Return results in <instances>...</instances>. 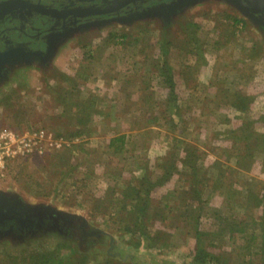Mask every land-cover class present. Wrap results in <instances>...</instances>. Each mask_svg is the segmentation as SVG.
Listing matches in <instances>:
<instances>
[{
	"label": "rangeland",
	"instance_id": "obj_1",
	"mask_svg": "<svg viewBox=\"0 0 264 264\" xmlns=\"http://www.w3.org/2000/svg\"><path fill=\"white\" fill-rule=\"evenodd\" d=\"M168 3L170 13L154 6L157 17L65 30L48 67L9 49L17 65L0 83V127L46 134L43 152L14 159L0 178V264L77 251L86 264H200L197 229L226 264H264V204L255 199L264 149L245 161L232 152L247 121L264 133V16L237 0ZM191 31L205 63L186 51ZM165 32L175 42L166 50ZM138 193L148 208L133 207ZM145 211L157 240L144 233ZM230 222L249 223L248 232L231 237Z\"/></svg>",
	"mask_w": 264,
	"mask_h": 264
},
{
	"label": "flooded vegetation",
	"instance_id": "obj_2",
	"mask_svg": "<svg viewBox=\"0 0 264 264\" xmlns=\"http://www.w3.org/2000/svg\"><path fill=\"white\" fill-rule=\"evenodd\" d=\"M121 1L123 0H0V52L14 49L22 56L48 67L52 60L47 57V53H52L59 35L65 30L98 19L128 16L133 11L158 3V0H136L125 5L119 12L112 13L80 12L68 16L58 13L84 6L107 7ZM80 33L81 30L76 34ZM11 69L9 65L0 66V83L8 79Z\"/></svg>",
	"mask_w": 264,
	"mask_h": 264
},
{
	"label": "trees",
	"instance_id": "obj_3",
	"mask_svg": "<svg viewBox=\"0 0 264 264\" xmlns=\"http://www.w3.org/2000/svg\"><path fill=\"white\" fill-rule=\"evenodd\" d=\"M157 2H158L157 4L146 7L142 10H137L135 12L133 11L132 14H136V13L151 9L157 5H163L164 7H166V5L169 4L168 0H158ZM129 15H131V13ZM176 20H178V18ZM235 21L239 22L240 20L237 18ZM188 22L191 23V21H188ZM127 35H128L127 33H122V34L121 33H115V34H113L114 37H116V36L127 37ZM168 37H169V34H167L166 32H165L164 36H162L163 45L165 44L164 45L165 50H166L167 46L175 43L172 39H169ZM187 40H188V42L186 44L187 45L186 51L196 54L200 59H202L204 61V63L207 62V58L204 55L205 53L202 51L203 49H199L201 46H198L197 47L198 49L193 47V43H195L196 41L197 42L199 41V38L197 37L195 32L194 33L192 32L191 35L188 36ZM193 67H194L193 65L188 66V68H190V69H192ZM165 68H167V70H170V71L172 70V66L169 64H168V67H165ZM169 79H170V85L173 88H175L176 87V81L173 79V77H170V76H169ZM243 98H244V101L242 100V102L245 103V104H243V106L247 107V104H248V101L246 102L247 97L246 98L243 97ZM252 124H253V120L247 121L246 126L244 125V127L241 128V130H240L241 132H238V133L234 132L236 135V136H234L235 137V142H234L235 148L232 152L237 153V156L240 157L241 161H245L244 159H247V157L252 156V158H253L254 154H255V148L256 147L262 146L264 149V133L255 131V129L252 128ZM19 128H20V126H19ZM125 138H126L125 134L121 135V136H117V137L113 138L112 143L114 144L115 142H118V141H121V142L125 141ZM192 164L196 170L198 167L195 166V162H192ZM242 165H244V163ZM245 165H246V163H245ZM165 169H166L165 175H166V173H167V175L169 173L171 176L172 165H169V167L165 165ZM166 179H167V177L164 176V178H160L157 182L163 183ZM197 189L200 193V191H201V190H199L200 188H197ZM255 196L257 197L255 199L258 200V205L264 204V195L260 197L256 194ZM135 199L136 200H134L132 202L133 207H136V206L142 207L143 206L142 202L145 201V209L148 208V205H149L148 199L145 198V200H143L144 198L140 197V193H138V195L135 197ZM190 199H191V197H190ZM97 200H98L97 202H99L98 206L102 205L105 202V201H102L100 199H97ZM125 206L128 207L127 204ZM263 208H264V206H263ZM132 209H134V208H131V210ZM141 215L142 214H138L137 218L139 217V219H140V217H142ZM147 218L151 219L152 216H150L149 212L145 211V230H144V233L147 236V238H151L152 240H157V238H160L161 236L158 234H154L155 232H153L152 230H149V223H148ZM197 219H198V221H200V215L197 216ZM230 223L232 225V222H230ZM261 223L263 224V221ZM248 225H249V223H247V222H246V225H244V226L233 224L231 226V231L233 234L231 237L235 236L237 233H240V232H244V233L248 232ZM263 229H264V227H263ZM156 231H158L157 233H159V234L161 233V230L160 231L156 230ZM224 231H225V228L221 227V232H224ZM208 233L209 232L197 229V235L199 237V240L197 243V248H196V250H197V252H196L197 261L200 264H207L211 259H215L219 264H226L227 262L223 261L222 255H219L218 253H214L210 249H207V247H209V245L213 244L212 240H208L205 238V236L208 235ZM80 252H82V251H77L74 253L75 256H70L68 258H64L63 256H59L55 252L42 253V254H40L41 258H36L35 261L37 264H86L88 254H81L80 255Z\"/></svg>",
	"mask_w": 264,
	"mask_h": 264
},
{
	"label": "built area",
	"instance_id": "obj_4",
	"mask_svg": "<svg viewBox=\"0 0 264 264\" xmlns=\"http://www.w3.org/2000/svg\"><path fill=\"white\" fill-rule=\"evenodd\" d=\"M45 130H20L15 127H0V178H6L10 172L11 162L20 157L30 156L41 151L39 138Z\"/></svg>",
	"mask_w": 264,
	"mask_h": 264
},
{
	"label": "water",
	"instance_id": "obj_5",
	"mask_svg": "<svg viewBox=\"0 0 264 264\" xmlns=\"http://www.w3.org/2000/svg\"><path fill=\"white\" fill-rule=\"evenodd\" d=\"M136 1V0H123L121 2L115 3L114 5L107 6V7H94V6H84V7H79L76 9L68 10V11H58L59 14H63L65 16H68L70 14H76V13H112V12H119L125 5ZM244 8L248 9L249 11L256 13V14H263L264 15V5H254L249 2V0H237ZM181 3L180 1L175 2L174 4ZM184 3V2H183ZM172 6V3L167 4L165 7V10H169L170 12L173 11L175 8L174 5ZM174 7V8H173ZM157 7H153L151 9L139 12L138 15H145V17H157L159 15V9H156ZM51 11V10H50ZM168 11V12H169ZM169 12V13H170ZM137 14V13H136ZM135 14V15H136ZM134 15V16H135ZM133 14H131V17H134ZM121 19V18H119ZM49 55V54H48ZM14 60V59H13ZM12 60V55L11 52L8 50L6 52H0V66L4 64H11L12 67L15 65V61ZM2 194L0 192V198H2Z\"/></svg>",
	"mask_w": 264,
	"mask_h": 264
},
{
	"label": "crops",
	"instance_id": "obj_6",
	"mask_svg": "<svg viewBox=\"0 0 264 264\" xmlns=\"http://www.w3.org/2000/svg\"><path fill=\"white\" fill-rule=\"evenodd\" d=\"M58 48H60V46H59V47H56V49H58ZM58 50H59V49H58ZM57 52H58V51H57ZM57 52L52 56L53 58H54V56L57 54ZM20 64H21V63H20ZM25 64L30 65V63H28V62H26ZM4 65H9L12 69L14 68V67L11 66V64H4ZM15 65H17V64H15ZM15 65H14V66H15ZM21 65H22V64H21ZM12 69H11V70H12ZM116 82H117L116 80H113L112 85H115Z\"/></svg>",
	"mask_w": 264,
	"mask_h": 264
}]
</instances>
